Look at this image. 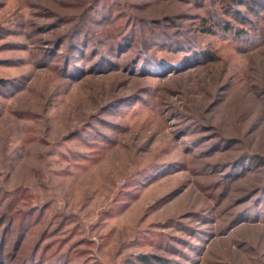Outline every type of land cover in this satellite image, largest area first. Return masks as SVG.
Wrapping results in <instances>:
<instances>
[{"label":"rangeland","instance_id":"1","mask_svg":"<svg viewBox=\"0 0 264 264\" xmlns=\"http://www.w3.org/2000/svg\"><path fill=\"white\" fill-rule=\"evenodd\" d=\"M0 264H264V0H0Z\"/></svg>","mask_w":264,"mask_h":264},{"label":"trees","instance_id":"2","mask_svg":"<svg viewBox=\"0 0 264 264\" xmlns=\"http://www.w3.org/2000/svg\"><path fill=\"white\" fill-rule=\"evenodd\" d=\"M256 1V0H255ZM257 2H258V0H257ZM253 3V2H252ZM255 3V2H254ZM203 29L206 31V32H208V33H214V28H213V26H207L205 23L203 24ZM226 30H228V28H226ZM240 35V34H239Z\"/></svg>","mask_w":264,"mask_h":264}]
</instances>
